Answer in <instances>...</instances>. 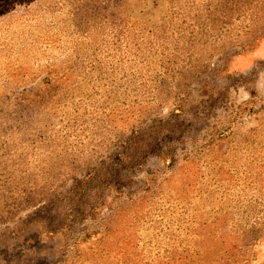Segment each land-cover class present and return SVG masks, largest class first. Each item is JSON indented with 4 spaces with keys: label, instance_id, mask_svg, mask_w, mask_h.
Masks as SVG:
<instances>
[{
    "label": "rangeland",
    "instance_id": "374dc122",
    "mask_svg": "<svg viewBox=\"0 0 264 264\" xmlns=\"http://www.w3.org/2000/svg\"><path fill=\"white\" fill-rule=\"evenodd\" d=\"M0 264H264V0H0Z\"/></svg>",
    "mask_w": 264,
    "mask_h": 264
}]
</instances>
